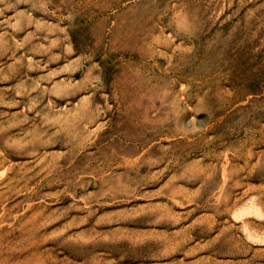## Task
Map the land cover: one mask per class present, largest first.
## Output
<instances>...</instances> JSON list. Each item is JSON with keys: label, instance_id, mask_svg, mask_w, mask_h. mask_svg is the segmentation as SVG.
I'll use <instances>...</instances> for the list:
<instances>
[{"label": "rangeland", "instance_id": "1", "mask_svg": "<svg viewBox=\"0 0 264 264\" xmlns=\"http://www.w3.org/2000/svg\"><path fill=\"white\" fill-rule=\"evenodd\" d=\"M0 121V264H264V0H0Z\"/></svg>", "mask_w": 264, "mask_h": 264}, {"label": "bare ground", "instance_id": "2", "mask_svg": "<svg viewBox=\"0 0 264 264\" xmlns=\"http://www.w3.org/2000/svg\"><path fill=\"white\" fill-rule=\"evenodd\" d=\"M4 77V76H3ZM12 82V81H11ZM20 94V93H19ZM31 102V101H30ZM1 122V121H0ZM9 125V124H8ZM28 134V133H27ZM15 136V135H14ZM1 154V153H0ZM4 166V162L3 161H1L0 160V170H1V168ZM14 166V165H13ZM11 168H13L14 169V167H11ZM29 168V167H28ZM20 170V169H19ZM18 170V171H19ZM12 172V171H11ZM14 172V171H13ZM2 173H3V171H2ZM15 173V172H14ZM18 174V173H17ZM16 174V175H17ZM11 175V174H10ZM2 176H3V174H2ZM1 180V179H0ZM13 180V179H12ZM4 181V180H3ZM13 183V182H12ZM1 184V183H0ZM12 193V192H11ZM4 201V200H3ZM23 209V208H22ZM23 216V215H22ZM30 220H32V219H30ZM19 221V220H18ZM25 226V225H24ZM9 227V226H8ZM26 227V226H25ZM31 229V228H30ZM30 231V230H29ZM28 231V232H29ZM31 232V231H30ZM26 244V243H25ZM32 246V245H31ZM29 248V247H28ZM21 250V249H20ZM24 251V250H23ZM25 252V251H24ZM21 255V254H20ZM34 256V255H33ZM33 259V258H32ZM30 260V259H29ZM32 262V261H31Z\"/></svg>", "mask_w": 264, "mask_h": 264}]
</instances>
